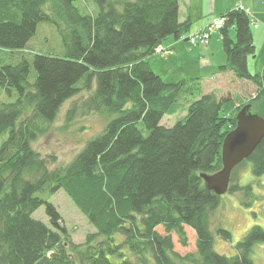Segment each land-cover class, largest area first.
Here are the masks:
<instances>
[{
    "label": "trees",
    "instance_id": "obj_1",
    "mask_svg": "<svg viewBox=\"0 0 264 264\" xmlns=\"http://www.w3.org/2000/svg\"><path fill=\"white\" fill-rule=\"evenodd\" d=\"M53 1L55 15L44 9L47 0H0L1 51L21 52L38 23L58 25L57 15L67 24L58 25L62 57L35 53L10 64L0 55V92L14 96L0 100V135L7 134L0 142V264H254L250 253L264 243V229L253 225L231 256L216 252L215 234L229 240L230 233L210 229L221 196L200 176L221 168L222 141L235 126V113L223 114L222 98L209 92L188 104L182 121L160 124L171 104L202 84L198 76L164 81L146 60L164 38L188 32L178 0H92L97 10L87 14L73 5L77 0ZM220 17L226 63L218 69L255 85L248 103L264 117V76L247 67L255 53L250 19L236 8ZM81 91L88 95L72 104L67 119L78 109L115 117L70 162L50 169L31 143ZM248 163L253 176L264 174V137L230 174L226 192L241 193L246 207L252 188L240 184L237 171ZM58 189L95 229L83 243L59 225L47 199ZM41 205L49 226L32 217ZM184 225L195 233L196 251L179 255L171 233L186 245Z\"/></svg>",
    "mask_w": 264,
    "mask_h": 264
},
{
    "label": "rangeland",
    "instance_id": "obj_2",
    "mask_svg": "<svg viewBox=\"0 0 264 264\" xmlns=\"http://www.w3.org/2000/svg\"><path fill=\"white\" fill-rule=\"evenodd\" d=\"M73 5L85 14L94 13L97 10L96 4L92 0H77L74 1ZM57 8L53 0H47L46 6L44 7L47 12L54 15L53 10ZM251 16L253 18L252 14ZM55 18L61 28L67 26L61 16L57 15ZM256 23L259 25V29L253 28L251 25L253 33H257L258 30H264V22L257 21ZM58 25L48 22L38 23L35 34L29 39L26 47L21 52L7 53L6 51L0 50L3 61L5 63L15 64L23 56L31 60L35 53L58 57L64 56L65 48ZM215 32L210 43L212 45H195L185 41L184 43L191 51H183L178 58L170 57L165 62V59L160 56V53L155 52L153 54L154 56L151 57L154 71L159 72L164 81H176L182 76L193 74V71H200L201 63L199 59L202 57L209 58L214 63L215 61L219 62V56H223L225 60L226 55L222 47V42L217 43ZM231 33L233 34L232 31ZM255 45L260 53L255 58L258 59L261 66L264 63V42L262 44L259 39L255 38ZM217 50L218 53L216 52ZM212 53H214V57L211 56ZM253 60L254 58L252 56H248V68L251 72L257 70L259 67V63H254ZM202 71L205 74L207 72L206 68ZM34 77L35 71L31 65L29 80H34ZM239 80L241 81H231L230 78L226 81H219L218 79L202 80L200 90L169 106L168 110L162 116V123H165L167 126H172L176 122L182 121L187 113L188 104L199 98L202 94L209 92H213L217 97L222 98L221 112L223 114L232 115L235 113L236 116L240 110L235 112L236 107L242 103H244L242 106L247 104L249 98L255 94V90L253 91L249 81L244 83L242 81L243 79ZM87 95V91H81L65 100L48 130L31 143L33 150L48 160V168L52 169L55 166H62L70 162L84 147L86 142L100 133L107 123L115 117L114 113L107 111H93L88 113L82 109H78L70 119H67V112L72 104L82 100ZM0 100L12 101L14 100V96L10 97L0 92ZM142 129L144 131L143 133L146 134L145 129ZM6 135V133L0 135V142ZM237 178L240 179L241 185L251 184V195L248 197L250 202L249 206L246 207L242 204L243 195L241 193L225 192L221 195L220 204L211 216L210 229L214 234L218 226L223 227L230 233L229 240H224L216 234L214 236V250L225 256L235 254V244L253 225H259L264 229V174L259 177L253 176L251 165L248 163L247 166L244 165L237 171ZM47 199L60 215L61 221L59 225L65 228V232L74 243H83L86 235L95 231L94 227L62 189H58L49 195ZM32 217L48 226L50 225L43 205L33 211ZM156 230L161 235L165 233L162 226H157ZM184 231L187 240L186 245H182L179 242L178 236L174 232L171 233L173 250L179 255L195 253V233L186 225H184ZM250 257L254 264H264L263 242H258L253 245Z\"/></svg>",
    "mask_w": 264,
    "mask_h": 264
},
{
    "label": "crops",
    "instance_id": "obj_3",
    "mask_svg": "<svg viewBox=\"0 0 264 264\" xmlns=\"http://www.w3.org/2000/svg\"><path fill=\"white\" fill-rule=\"evenodd\" d=\"M239 6H242L245 9H248L249 12L253 15L254 20L264 22V0H178V18L180 22H189L188 31H195L198 29L203 28L205 25H207L213 18L220 16L221 13L225 12L228 9H235ZM257 24V23H256ZM252 27V26H251ZM253 28L259 29V25L257 24ZM233 32V34L231 33ZM216 41L221 42V36L219 31H216ZM229 34L231 37H234L235 31L234 28L229 29ZM232 34V35H231ZM253 44L255 46V53L252 56L254 58V63L258 62V59L255 58L259 56V50L256 49L255 45V38L259 39L260 42H264V30H258L257 33H253ZM214 37V32L211 34V37L209 39L208 46L211 43L212 38ZM185 41L177 39L174 36H168L162 40L160 43V46L165 50L164 52H159L160 56L165 59L164 61H168V58L175 57L178 58L180 54L183 51H191L187 47V45L184 43ZM212 45V44H210ZM218 53V50L216 51ZM155 53V52H154ZM153 53V54H154ZM149 55L146 60L149 63L151 69L154 71L152 67V59L154 55ZM212 53L211 56L214 57ZM167 55V57H166ZM220 60L219 62L215 61V63L209 60V58L202 57L200 58V71H193L194 73L191 75H185L180 77L181 78H188V77H201V79L204 80H212V79H218L221 80H228L230 78L231 81L239 80L232 71H226V72H220L219 66L226 63V58L224 60L223 56H219ZM248 58V57H247ZM259 63V62H258ZM248 67V62H247ZM206 68L207 72L206 74L203 73V69ZM249 70V68H248ZM202 71V72H201ZM156 74H158L161 77V74L159 72L154 71ZM251 72V71H250ZM253 74H259L264 76V63H259V67L257 70H254L251 72ZM162 78V77H161ZM179 80V79H178ZM244 83H247L246 80H242ZM251 83V82H250ZM253 89L255 90V85L253 83L250 84ZM160 124L167 126L165 123H162V118L160 121Z\"/></svg>",
    "mask_w": 264,
    "mask_h": 264
},
{
    "label": "water",
    "instance_id": "obj_4",
    "mask_svg": "<svg viewBox=\"0 0 264 264\" xmlns=\"http://www.w3.org/2000/svg\"><path fill=\"white\" fill-rule=\"evenodd\" d=\"M235 117V126L222 141L221 168L200 175L206 188L218 196L227 191L232 169L247 158L264 137V117L253 113L249 103L242 106Z\"/></svg>",
    "mask_w": 264,
    "mask_h": 264
},
{
    "label": "built area",
    "instance_id": "obj_5",
    "mask_svg": "<svg viewBox=\"0 0 264 264\" xmlns=\"http://www.w3.org/2000/svg\"><path fill=\"white\" fill-rule=\"evenodd\" d=\"M236 9H240L248 15L250 19V24L252 26L255 27L257 25L256 21L254 20V18H252L248 9H245L242 6H239ZM223 24H224L223 17H220V16L215 17L203 28L195 30V31H188L186 33H181L178 35L177 39L187 41L195 45H206L209 42L211 34L214 31H219V29L223 26ZM164 51L165 50L161 46H158L155 48V52H164Z\"/></svg>",
    "mask_w": 264,
    "mask_h": 264
}]
</instances>
